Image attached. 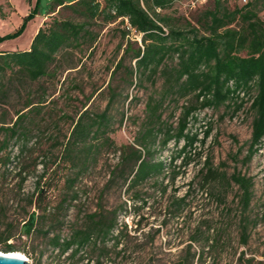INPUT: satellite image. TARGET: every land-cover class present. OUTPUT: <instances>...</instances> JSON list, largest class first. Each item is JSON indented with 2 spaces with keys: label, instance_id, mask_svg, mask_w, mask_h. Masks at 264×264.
<instances>
[{
  "label": "rangeland",
  "instance_id": "rangeland-1",
  "mask_svg": "<svg viewBox=\"0 0 264 264\" xmlns=\"http://www.w3.org/2000/svg\"><path fill=\"white\" fill-rule=\"evenodd\" d=\"M49 1L44 0L43 4ZM34 2L0 0V34L15 30ZM187 2L176 1L163 10L186 29L188 23L197 25L196 20L213 0L195 8ZM227 5L241 4L229 0ZM257 9L264 19V9L259 6ZM58 10L57 6L54 12L37 13L19 36L0 43V50L27 49L36 29L56 16ZM68 14V10H63L59 16ZM126 31L128 34L124 36ZM92 37L91 46L90 42H84L60 53L47 76L25 83L19 93L13 91L7 96L0 93V121L6 124L16 118L17 111L28 110L29 107L25 108L28 100L36 105L23 119L29 129L24 152H20L25 140L22 137L12 138L0 151V234L8 236L6 241L0 242V251L4 252L3 247L10 244L9 252L21 253L30 264H81L87 259L88 263L95 264L96 254L91 250L87 255L79 252L74 258H66L70 251L58 256L57 250L49 245L48 237L59 233L67 238L73 229L84 225L90 213L110 217L115 212L117 224L109 232L105 242L109 252L100 259L101 264L264 262V137L257 152L250 160H244L251 137L250 100L236 111L223 104L195 111L196 120L190 119L188 129L198 132L199 137L206 126H210L211 131L204 142L194 144L195 149L191 150L187 162L177 155L182 140L179 143L170 140L163 148L155 146L152 157L162 160L165 168L162 174L139 185L144 201L130 198L133 192L128 191L127 182L121 185L120 175L107 182L110 170L118 161V152L111 148L100 154L97 163L76 181L73 190L68 189L64 178L53 183L48 192L47 216L43 219V229L51 226L52 232L45 236L41 231L30 234L23 231L22 220L35 209L28 202L34 193L36 177L46 165L43 180L50 177L55 156L62 148L58 143L68 135L77 114L86 107L100 112L110 98L109 136L117 145L132 143L144 120L148 96L158 97L161 91L159 75L152 79L143 77V80L138 75H127L135 62L131 51L124 55L122 66L114 70L124 54L127 38L136 40L132 46L141 45L140 34L129 27L127 20L93 25ZM182 103H185L183 99L177 106L165 101L162 118L175 126L180 111L178 106ZM3 137L1 132L0 143ZM6 155L9 159L5 163ZM207 167H211L212 174H206ZM66 171L63 167L60 173ZM236 171L252 180L247 207L240 200L238 186L230 179ZM72 191L77 192L74 199H71ZM64 198L67 201L63 208L53 209ZM242 222L247 224L246 244L241 243ZM118 236L121 242L114 247V237ZM82 255L83 260L75 262Z\"/></svg>",
  "mask_w": 264,
  "mask_h": 264
},
{
  "label": "trees",
  "instance_id": "trees-1",
  "mask_svg": "<svg viewBox=\"0 0 264 264\" xmlns=\"http://www.w3.org/2000/svg\"><path fill=\"white\" fill-rule=\"evenodd\" d=\"M176 1L181 0H51L47 4H43L44 0H35L15 30L0 34V43L15 38L37 13H51L59 7L56 16L37 28L27 49L0 50L1 95L7 96L13 91L19 93L21 88H25V83L47 76L60 53L77 48L84 42H90L88 45L91 46L93 25H107L117 19L127 20L129 27L140 34L141 45L132 46L136 40L127 38L124 54L114 70L122 66L124 55L131 51L135 62L127 71L129 77L138 75L143 80V77L152 79L159 75L162 78L159 96H148L144 120L132 143L117 145L109 136L112 120V114L108 113L110 98L100 112L86 107L77 114L68 135L58 143L62 148L55 156L50 177L43 180L47 165L36 177L34 193L28 202L35 209L27 213L21 224L26 234L41 231L46 236L52 232L51 226L43 229V219L47 216L50 204L48 192L53 183L64 178L68 189L73 190L76 181L97 163L100 154L111 148L118 152V161L110 170L107 182L120 175L123 179L121 185L127 182L128 191L133 192L130 198L144 201L139 185L162 174L165 168L162 160L153 159L154 147L163 148L170 140L175 143L182 140L177 155L187 162L191 150L195 149L194 144L204 142L209 135L210 126L204 128L201 137L198 132L188 129L190 119L196 120L194 113L200 108L223 104L236 111L250 100L249 109L253 114L251 137L244 160H250L260 148L264 137V19L259 16L257 8L264 9V0H248L233 7L227 5L229 0H213L212 5L205 8L196 20L197 25L188 23V29L181 27L178 19L163 12ZM63 10H68L69 14L59 16ZM126 34L127 31L123 35ZM246 96L249 99H245ZM182 99L185 103L178 106L180 111L173 126L162 118L164 104L168 101L177 106ZM33 104L34 101L28 100L25 104L28 110L17 111L12 122L6 124L0 121V133H4L0 151L12 138L22 137L25 140L20 152H24L29 129L23 119L36 106ZM8 159L6 155L3 162ZM62 166L67 170L63 174L60 173ZM56 172L58 175H55ZM212 172L211 167H207L206 174ZM230 179L238 186L240 200L247 207L251 199V178L236 171ZM71 193V199L77 197L76 191ZM66 201L67 198L62 199L53 209L63 208ZM86 217L84 225L73 229L67 238L53 233L48 242L57 250L58 256L70 251L66 258H74L79 252L87 255L91 250L96 254L95 264H101L100 259L109 252L105 242L110 230L117 224L116 213L104 217L93 212ZM123 226L126 228L125 223ZM240 233L241 243L246 244V223H241ZM120 236L114 237V247L121 242ZM7 239L8 236L0 234V242ZM206 240L208 242V238ZM11 248L10 244H6L3 250L9 252ZM240 254L243 256L244 253ZM198 256L201 254L198 253ZM83 257L75 262L83 260ZM81 264L90 263L87 259Z\"/></svg>",
  "mask_w": 264,
  "mask_h": 264
},
{
  "label": "water",
  "instance_id": "water-1",
  "mask_svg": "<svg viewBox=\"0 0 264 264\" xmlns=\"http://www.w3.org/2000/svg\"><path fill=\"white\" fill-rule=\"evenodd\" d=\"M0 264H30L29 261L20 255H8L7 253H0Z\"/></svg>",
  "mask_w": 264,
  "mask_h": 264
},
{
  "label": "built area",
  "instance_id": "built-area-1",
  "mask_svg": "<svg viewBox=\"0 0 264 264\" xmlns=\"http://www.w3.org/2000/svg\"><path fill=\"white\" fill-rule=\"evenodd\" d=\"M188 5L191 8H195L197 5H200L202 3H205L207 0H187ZM238 3L245 4L248 0H236Z\"/></svg>",
  "mask_w": 264,
  "mask_h": 264
},
{
  "label": "bare ground",
  "instance_id": "bare-ground-1",
  "mask_svg": "<svg viewBox=\"0 0 264 264\" xmlns=\"http://www.w3.org/2000/svg\"><path fill=\"white\" fill-rule=\"evenodd\" d=\"M2 251H0L1 253ZM4 253H7L8 255H20V256H23L25 257L24 255H22L21 253H18V252H4Z\"/></svg>",
  "mask_w": 264,
  "mask_h": 264
},
{
  "label": "crops",
  "instance_id": "crops-1",
  "mask_svg": "<svg viewBox=\"0 0 264 264\" xmlns=\"http://www.w3.org/2000/svg\"><path fill=\"white\" fill-rule=\"evenodd\" d=\"M36 30H37V29H36ZM35 32H36V31H35ZM35 32H34V33H35ZM34 33H33V34H34Z\"/></svg>",
  "mask_w": 264,
  "mask_h": 264
}]
</instances>
